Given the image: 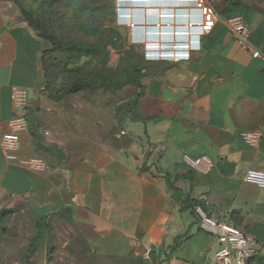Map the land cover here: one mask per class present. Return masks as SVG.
Masks as SVG:
<instances>
[{"label":"crops","instance_id":"crops-1","mask_svg":"<svg viewBox=\"0 0 264 264\" xmlns=\"http://www.w3.org/2000/svg\"><path fill=\"white\" fill-rule=\"evenodd\" d=\"M207 1L218 21L199 50L146 61L135 84L118 88L117 113L86 89L61 96L49 87L51 43L19 0H0V138L17 114L12 87L27 89L18 153L47 166L9 163L0 147V264H232L215 258L218 244L193 205L213 218L230 211L234 226L264 243V190L242 182L247 169L264 171V58L252 57L264 56V0ZM155 2L147 8L160 27L145 28L157 46L175 41L159 31L183 27L159 16L196 11ZM237 15L250 28L248 50L225 26ZM250 132L262 133L256 146L241 137ZM184 157L211 166L194 171Z\"/></svg>","mask_w":264,"mask_h":264},{"label":"rangeland","instance_id":"rangeland-1","mask_svg":"<svg viewBox=\"0 0 264 264\" xmlns=\"http://www.w3.org/2000/svg\"><path fill=\"white\" fill-rule=\"evenodd\" d=\"M19 1L36 17L41 30L53 36L56 41L54 45L56 58L49 60L47 66L48 86L63 89L74 81H80L82 90L93 92L94 103L104 99L109 108L116 112L121 111V89L111 87L100 92L94 90L93 87L101 82L103 76L110 82H120L124 72L132 65L144 67L148 61L145 58V51L150 48L151 44L154 45L152 42L154 39L151 41L150 38L154 35L149 32L145 35L144 30H141L139 39H134L132 35L134 27L138 24L146 28L151 24L153 27L160 25L157 21H150L152 13H143V9L149 7L150 3L141 4L137 3V0ZM181 4L184 5V3ZM158 5L161 4L158 3ZM163 5L177 6L180 4L168 2ZM123 7H127L128 11L131 7L132 10L134 9L131 22L135 25L134 27H130L129 19L120 20L119 9ZM136 8L142 11L138 10L137 14ZM144 14H146L145 20ZM174 26L181 27V24L176 23ZM175 41L186 42L187 39L176 38ZM86 47H94L96 54L83 55ZM56 97L54 99L57 101L62 98ZM45 153L52 157L58 155V152L51 149ZM263 248L262 246L259 251L260 255H264ZM258 263V260L240 263L232 261V264ZM260 264H264V258L261 259Z\"/></svg>","mask_w":264,"mask_h":264},{"label":"built area","instance_id":"built-area-1","mask_svg":"<svg viewBox=\"0 0 264 264\" xmlns=\"http://www.w3.org/2000/svg\"><path fill=\"white\" fill-rule=\"evenodd\" d=\"M168 2L178 3L180 5L184 3V5L194 6V10L196 11L194 14L188 12L162 14V17L174 15L177 22L180 21L183 23L182 29L175 31L174 38H185L187 41H173L161 43L157 46L150 45V48L145 51V58L148 61L167 60L180 62L182 60H188L192 52L199 50L202 37L210 34L218 21L215 9L207 0H166V3ZM225 26L235 37L239 47L242 50H248L250 28L245 24L243 17L240 15L230 17L225 20ZM156 27H160V25H156ZM252 57L264 58L259 51H253ZM11 100L17 114L9 120L7 130L1 134L0 147L3 155L9 163L26 165L37 171H44L47 169V166L43 160L21 158L18 153L20 149V133L27 126L25 114L28 101L27 89L13 86ZM241 137L247 144L256 146L262 138V133H243ZM184 161L194 171H200L202 164L211 166L210 160L206 157L194 160L184 157ZM242 182L264 190V171L247 169L242 176ZM193 211L198 217L200 229L213 236L218 244L215 258L232 259L240 263L247 262L259 253L261 244L247 236L228 220L230 211L220 213L214 218L209 217L201 207H195Z\"/></svg>","mask_w":264,"mask_h":264},{"label":"trees","instance_id":"trees-1","mask_svg":"<svg viewBox=\"0 0 264 264\" xmlns=\"http://www.w3.org/2000/svg\"><path fill=\"white\" fill-rule=\"evenodd\" d=\"M22 15L25 18V20L29 23V25H31V27H33L43 39L51 43L53 48L51 49L50 53H54L56 50L54 46L56 44L54 37L41 30L36 17L32 13L30 12L28 13L22 10ZM96 52L97 51L94 47H86L83 51V55H93V54L95 55ZM140 70L141 69L138 66L132 65L130 69L124 72L123 79L120 82H110L105 76H103L101 82L98 83L97 85H94L93 89L99 90V89L106 88V87L121 88L122 86L127 85V84H135L136 82L134 81V79L138 76ZM80 85H81L80 81L79 82L74 81L68 84L66 87L62 89L61 96L74 94V93L81 91L82 88L80 87ZM193 206L192 208L194 209L195 207ZM262 246H264V243H262L261 247ZM262 258H264V256L258 253L254 257L250 258L247 262H250L252 260H258L259 262L258 264H260Z\"/></svg>","mask_w":264,"mask_h":264},{"label":"bare ground","instance_id":"bare-ground-1","mask_svg":"<svg viewBox=\"0 0 264 264\" xmlns=\"http://www.w3.org/2000/svg\"><path fill=\"white\" fill-rule=\"evenodd\" d=\"M147 0H137L136 2L137 3H150V0L149 1H147ZM153 1V0H152ZM154 1H156L155 3H161L162 5L164 4V3H166V1H159V0H154ZM177 2V1H176ZM121 3H122V1H121ZM136 3V4H137ZM169 3H171V2H169ZM136 4H134V5H136ZM130 5H131V3H130ZM133 5V4H132ZM123 6V5H122ZM161 6V5H160ZM148 7V6H147ZM147 7H145L143 10V13H146V12H148V13H151V12H153L154 10H151L150 8H147ZM164 7V6H163ZM137 9V8H136ZM146 9H147V11H146ZM165 9V8H164ZM120 11H119V14H120V20H126V19H129V21H130V27H134L135 25H132V11H134V9L132 10V7L129 9V11L127 10V8H120L119 9ZM141 10V9H137V14H138V12ZM142 11V10H141ZM164 13V12H163ZM140 14H141V12H140ZM145 15L146 14H144V20H145ZM171 17V18H170ZM170 17H166V16H164V17H162V16H159V18H165V19H172L173 21H176V19H175V17H174V15L173 16H170ZM165 21V20H164ZM144 22V21H143ZM134 23H138V22H134ZM145 23V22H144ZM172 23V22H171ZM139 26H135L134 27V29L135 28H138ZM174 28L175 27H173V26H171L170 27V29L169 30H161V31H159L158 32V36L161 38H164V37H170V36H173V38L175 37V31L176 30H174ZM167 29V28H166ZM176 29V28H175ZM178 29V28H177ZM180 30V29H179ZM144 31H145V35H148V34H146V32H149V34H151V30L149 31L148 29L146 30L145 29V27H144ZM155 32H152V34H154ZM146 37V36H145ZM151 38V37H150ZM174 40V39H173ZM168 41V40H167ZM154 42V41H153ZM151 45H153V44H151ZM155 45H156V43H155ZM149 47V46H148Z\"/></svg>","mask_w":264,"mask_h":264}]
</instances>
